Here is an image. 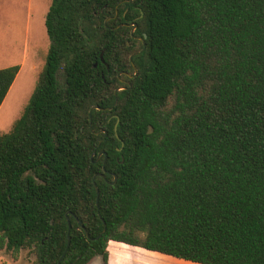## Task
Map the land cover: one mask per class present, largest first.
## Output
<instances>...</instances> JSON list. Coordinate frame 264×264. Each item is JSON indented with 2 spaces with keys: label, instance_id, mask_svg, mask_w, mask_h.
I'll return each instance as SVG.
<instances>
[{
  "label": "trees",
  "instance_id": "trees-1",
  "mask_svg": "<svg viewBox=\"0 0 264 264\" xmlns=\"http://www.w3.org/2000/svg\"><path fill=\"white\" fill-rule=\"evenodd\" d=\"M44 27L0 132V252L264 264V0H51ZM18 71L0 68V105Z\"/></svg>",
  "mask_w": 264,
  "mask_h": 264
},
{
  "label": "rangeland",
  "instance_id": "rangeland-1",
  "mask_svg": "<svg viewBox=\"0 0 264 264\" xmlns=\"http://www.w3.org/2000/svg\"><path fill=\"white\" fill-rule=\"evenodd\" d=\"M50 1L0 0V68L10 65H19L20 68L0 105L2 133L8 132L23 112L37 76L45 64L49 39L44 27V18ZM2 256L0 264H30L31 259L27 250H22L16 261L7 254L2 253ZM147 256L155 259L132 264H171L159 255ZM96 258L102 262L99 256Z\"/></svg>",
  "mask_w": 264,
  "mask_h": 264
},
{
  "label": "crops",
  "instance_id": "crops-1",
  "mask_svg": "<svg viewBox=\"0 0 264 264\" xmlns=\"http://www.w3.org/2000/svg\"><path fill=\"white\" fill-rule=\"evenodd\" d=\"M107 250H108V264H132L134 262L146 261V259L148 260L155 259L153 257L147 256V254L159 255L160 257L168 260V262L171 264L176 263V262L178 264H198V263H193L190 261L177 259L171 256L160 254L158 252L148 251L140 247L130 246V245H127L121 242H115V241H109ZM2 253L3 252H0V258L3 257ZM96 261H97V258L94 257L87 264H95ZM96 264H102V262L97 261Z\"/></svg>",
  "mask_w": 264,
  "mask_h": 264
},
{
  "label": "water",
  "instance_id": "water-1",
  "mask_svg": "<svg viewBox=\"0 0 264 264\" xmlns=\"http://www.w3.org/2000/svg\"><path fill=\"white\" fill-rule=\"evenodd\" d=\"M128 1H130V0H128ZM124 83H126V84H128L129 85V82L128 81H124ZM124 87H118L116 90H120V89H123ZM93 108H95V109H99L97 106H94ZM112 107H110V109H111ZM105 133V132H104ZM99 156H100V153L97 155V158H99ZM104 162V161H103ZM98 176H103V174H100V173H98L97 174ZM114 180H115V176H114ZM95 189H96V193L98 194V189H97V187L95 186ZM79 223V225H81L82 226V223L81 222H78ZM67 245H69V237H68V241H67ZM60 261V260H59ZM58 261V262H59Z\"/></svg>",
  "mask_w": 264,
  "mask_h": 264
}]
</instances>
